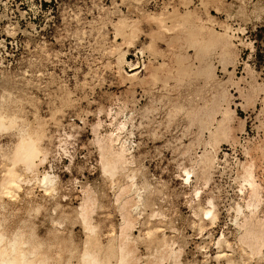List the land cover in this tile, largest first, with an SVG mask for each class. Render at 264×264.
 <instances>
[{"label":"rangeland","instance_id":"rangeland-1","mask_svg":"<svg viewBox=\"0 0 264 264\" xmlns=\"http://www.w3.org/2000/svg\"><path fill=\"white\" fill-rule=\"evenodd\" d=\"M183 16L214 40L159 28ZM0 103L17 118L0 130V184L19 127L41 136L34 172L19 169L29 178L11 198L0 190V233L31 235L45 248L35 264H77L86 195L102 253L120 242L126 200L134 264H169L171 249L181 264H264V245L250 255L240 240L244 220L264 227V0H0ZM108 134L129 161L112 179L98 148ZM44 173L55 192L42 190Z\"/></svg>","mask_w":264,"mask_h":264},{"label":"bare ground","instance_id":"bare-ground-1","mask_svg":"<svg viewBox=\"0 0 264 264\" xmlns=\"http://www.w3.org/2000/svg\"><path fill=\"white\" fill-rule=\"evenodd\" d=\"M183 17H184V19L181 20V21H178L177 23H174V21H173L174 25L172 27H169L168 25L164 24L160 20L158 22L159 23L158 24L159 25V28H161L163 31H167V32L168 31L171 32V30H173V31H176V30L177 31H180L181 33H184L185 36L188 37V40H190L192 42H195V43H199L200 42V41L198 42L199 35L203 36V38H201V43L202 44L203 43L209 44V42H211L212 40H214L213 38H215V37H213V36L215 35V31L213 30L212 27L205 26V25L200 24L198 22H197L198 25H195V23L192 24L191 22L188 23V21H186L188 18L185 19L186 17L185 16H183ZM199 18L197 17V19H199ZM180 19H182V18H180ZM194 19H195L194 21H197L196 20V17H194ZM213 23L214 22H211V25L212 26H213ZM208 24H210V23H208ZM128 28H129V26H128ZM128 32H131V29ZM203 33H205L207 37ZM222 33L223 34H222L221 37L225 36V34H226L225 33V30H223ZM124 35H126V34H124ZM221 42H223V41H221ZM202 49H204V48H202ZM201 52H202V50H201ZM117 61L120 64H128V66H131V68L129 69L131 71V74H128L130 77H132V76L134 77L135 75H137V72H138L137 66H133V64L129 63V61L126 58L124 52H121L118 55ZM1 107H3V106H1ZM5 108H6V105H5ZM10 109H12V108H10ZM14 112H16V111H14ZM18 113H19V110H18ZM224 117H225V115H224ZM224 117L222 118V120L223 119L225 120ZM19 120H21V119L19 118ZM27 124H29V122ZM31 124H32V122L30 123L29 127L31 126ZM35 125L37 126V124H35ZM14 126H17V118L14 116V114L11 113V111H10V114L4 113V112L0 111V130H3L4 129V132H6L8 130L7 128H10V130H11L12 127L14 129ZM25 126H27V125H25ZM25 126H24V128H25ZM18 130H20L21 133L19 131L20 134L18 135L17 140H15L16 142L14 143L13 147L11 146L12 148L10 147L11 148V151H10V159L8 158V160H7L10 163L9 164L7 163L8 164V167L4 171L2 170V172H3L2 174L3 175H2V179H1L2 182L0 184V186H1L0 187L1 189L0 190H1L2 194L3 195H6V196H10V198H11V196L15 195V192L20 188V186L23 183L24 179L29 178V177H27V178H24L22 180V178H21L22 174L19 173V169H22L23 172L26 171L25 173H27V172L28 173L29 172L30 173L31 172H34V169H35V166H36V160H40V157H41V148H40V144H39L40 143L41 136H39L37 133H35L36 131L34 133L33 132H27L28 130L25 131V132H23L20 127H19ZM17 132L18 131L16 130L15 133H17ZM43 132H44V130H43ZM13 133H14V131H13ZM215 133H217L216 130L213 133L214 136L216 135ZM40 134H42V132ZM43 134L45 135V133H43ZM44 135L42 136V138L44 137ZM16 136L17 135L15 134V138H16ZM107 137H108L107 139L109 141V144L108 143L106 144V142L105 143L100 142V140H99L98 141L99 142L98 148H100L99 151H101L100 152L101 153L100 155L102 157V158L100 157L101 160H102L101 161L102 162L101 163V166H102L101 169H102V171L106 175H108L109 177H111L110 179H112L113 176L118 171L120 172V169L128 161V159L126 160L127 157L125 156L127 150L124 147L123 143L122 144L120 143L119 147H117L116 149H114V147H112V144H114L113 141L116 138L118 140L119 136H117V137L115 136L116 138L114 140L112 139V134H110V135L108 134ZM43 160H44V157H43ZM17 167H19V168H17ZM184 172H185V175L188 177L189 172L187 170L184 171ZM39 173H40V171H39ZM41 174L42 173H40V175ZM131 175H130V177H127V176L126 177L127 178H130V180L132 178H135V177H132ZM52 178H53V176L51 177L47 173H44L42 175V177L39 179V184L42 186V190L44 189L43 190L44 192H47L49 190H51V192L54 191V190L52 191V189H53V185H54L53 184L54 183L53 180L55 179V177H54V179H52ZM185 179H188V178H185ZM31 180L32 181L35 180V181L38 182V179H35V178H34V180L33 179H31ZM32 181H29V182H32ZM128 181H129V179H128ZM29 182H26V185ZM250 183L252 184V182H250ZM127 185L128 186H124V187L121 188L120 193L121 192L122 193H126V191L128 192L130 190L131 186H133V183L131 182L130 184H127ZM251 188H252V193L251 194H255L256 192L254 191L255 188L253 187V184L251 185ZM252 197H253V195H252ZM12 199H14V198L12 197ZM84 200L85 201H83V203L80 206V210L78 209L79 210V216H77V217H80L82 223L84 224V226L87 229V231H88L89 234H87L88 235V239L86 237V240H85V243H84L85 245H84V248H83L82 252L80 254H78V260L76 261L77 264H134L133 259H135V258L132 256V251H131V249L128 246V238H127V235H126V232H128V230H129V228L131 226V221H130V219L127 216H124V214L128 212V210L125 208V203L127 204L128 201L126 202V200H124L125 201V203L123 202L124 208L122 207V209L124 210L123 217H122L123 218V221L121 223L122 226H120L121 227L120 234H117L120 237V242L116 246V248L114 249V251H108V252L102 253L101 250H100V246H98L99 244L98 245L96 244L97 242H96V237L95 236H96V232H97L96 229H98V226L95 228L96 225H93L92 223H90V220H91L90 218H91V213H92V208L91 207H92V202L93 201L87 195H86V199L84 198ZM248 205H250V204H248ZM205 213H206V215L207 214H210V213L212 215V209L206 210ZM211 215H209V216L211 217ZM151 219H152V217H151ZM251 221L244 220L243 224L240 225L244 229L243 230V233L240 235L241 236L240 237V240L242 241V243L245 244L244 247H247L248 250H246V251H249V254L250 255H253V254L258 255L259 252H260L261 247L264 245V227H263V229H261L262 228L261 227L262 226L261 223H260L261 226H259L258 225L259 223L256 224L255 222H251ZM56 224H58V223H56ZM257 225L259 227H261L260 228L261 230L260 229L258 230V228H257L258 226ZM56 226H58V225H56ZM59 226H60V224H59ZM159 226H160L159 224L158 225L157 224H153L152 227H151V230H152V228L154 230H157V228ZM1 229H0V231H1ZM87 231H84V232H87ZM109 231H110V229H109ZM147 231H149V230H147ZM111 235H112V233H111ZM30 237H31V235L29 236V238L27 237L28 239H25L23 237V233L22 232L21 233L16 232L12 236V238L7 241V240H5L6 238L4 239V235L0 233V264H35V258L38 257V255L41 253L39 248L40 247L43 248V246H40L39 244L38 245L40 247L37 246ZM111 238H112V236H111ZM7 239H8V237H7ZM56 239H57V237L55 238V240ZM57 240H59V238ZM216 244H217V253L215 255V259L220 262V259H222V258L225 257V249H221V246H220L221 239H218L217 242H216ZM55 245H56V243H55ZM48 246H49V244H48ZM53 246H54V244H53ZM60 246L63 248L64 246H67V245H64V246L60 245ZM226 246L229 247L227 244H226ZM50 247H49V249H50ZM43 249H45V248H43ZM52 249H54V248H52ZM59 249H61V248H59ZM64 249H66V248L64 247ZM54 250H57V249H54ZM50 252H52V251H50ZM60 252L61 251H59V253ZM70 252L71 251H69V253ZM55 254L52 257H55ZM41 255H42V253L40 254V257H41ZM48 257L50 258L51 256L48 255L47 258ZM69 257H70V254H69ZM69 257H66L65 256L63 259L61 258V260L59 259L60 257L59 258L56 257L57 260L54 259V261L52 262V264H72V262H71V260H70ZM112 257H114V262H111L110 261V259ZM167 257H169L170 260H171V263H169V264H181V262L178 261L177 258L175 257V251H173L172 249L169 251V254L167 255ZM248 257H250V256H248ZM47 258L45 259L46 261H47ZM164 258H165L164 256H160V257H158V259H153V260H149V261L147 260V262L145 261L143 264H165L163 262L164 261ZM42 260L43 259L38 258V261H39L38 263L39 264H41V263L44 264ZM48 261H50V260H48ZM51 261H52V259H51ZM38 263H36V264H38Z\"/></svg>","mask_w":264,"mask_h":264}]
</instances>
